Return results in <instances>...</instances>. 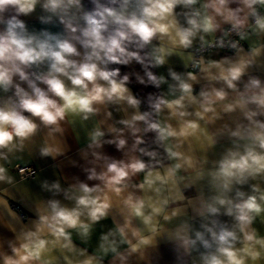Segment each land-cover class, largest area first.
<instances>
[{
    "label": "clouds",
    "instance_id": "obj_1",
    "mask_svg": "<svg viewBox=\"0 0 264 264\" xmlns=\"http://www.w3.org/2000/svg\"><path fill=\"white\" fill-rule=\"evenodd\" d=\"M0 264H264V0H0Z\"/></svg>",
    "mask_w": 264,
    "mask_h": 264
}]
</instances>
